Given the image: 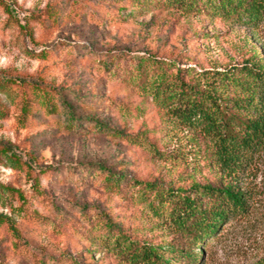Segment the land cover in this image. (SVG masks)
Wrapping results in <instances>:
<instances>
[{"label": "rangeland", "instance_id": "1", "mask_svg": "<svg viewBox=\"0 0 264 264\" xmlns=\"http://www.w3.org/2000/svg\"><path fill=\"white\" fill-rule=\"evenodd\" d=\"M205 1L188 12L168 0H149L128 19L114 22L104 15L129 0H0V77L45 79L66 93L82 118L75 132L41 114L36 117L44 126L25 128L15 93L0 92L8 106L6 116L0 110V141L34 170L50 167L40 180L41 198L27 174L0 165L6 189L0 196V264H36L35 255L74 258L79 264H139L127 257V242L118 231L103 230L97 212L133 242L166 246L179 237L171 203L184 191L198 200L194 185L230 179L209 157L212 143L181 118L185 102L164 98L178 89L170 92L171 82L164 80L155 94L164 67L157 60L174 63L166 67L171 74L179 65L184 81L202 90L219 83L217 72L252 61L256 53L254 59L264 62V21L252 27L231 20L211 12ZM76 4L82 6L80 19L74 18ZM48 6L60 11L55 28L34 20ZM7 13L25 25L22 33L5 22ZM96 17L102 22H94ZM117 54L142 57V77L123 74V67L118 76L99 71L98 55ZM97 118L116 132L102 133L86 121ZM101 165L127 176L128 191L111 192L94 170ZM150 182H156L160 197L154 199L153 192L146 201L141 194ZM236 183L252 195L247 212L220 222L213 236L194 248L195 255L202 253L201 264H264V147ZM27 204L42 215L41 223L31 221ZM13 230L21 236L18 243Z\"/></svg>", "mask_w": 264, "mask_h": 264}, {"label": "trees", "instance_id": "2", "mask_svg": "<svg viewBox=\"0 0 264 264\" xmlns=\"http://www.w3.org/2000/svg\"><path fill=\"white\" fill-rule=\"evenodd\" d=\"M146 1L149 0H129L122 6L112 8L108 11L110 13L107 12L104 17L112 19L114 22L124 21L135 13V8L143 7ZM150 1L160 2L162 0ZM168 3L184 6L188 8V12H191L196 8L198 0H168ZM203 5H208L213 13H222L226 18L244 21L252 27L264 21V0H206ZM74 8V18L80 19L79 12L82 6L76 4ZM128 11V15L121 17L122 12ZM59 16L60 11L57 8L48 6L42 13L37 14L34 20H37V24L55 28ZM6 17L5 22L16 25L19 28V33L23 32L25 25H21L17 19H11L8 13ZM101 18L92 19L96 23H101ZM256 56L259 55L256 53L254 57L256 58ZM254 57H252V61L217 72L222 75L219 83L210 85V89L206 90L185 82L184 71L179 65L176 67L175 73L171 74L166 72V67L173 68L172 64L174 63H167L163 60L156 61L160 68L162 65L164 67L162 68L163 78L156 85L155 94H159L160 90L164 88L162 85L164 80L166 83L171 82L170 92H173L174 88L178 89L173 93H164V98L170 100L177 97L185 102V108L179 113L181 118L188 121L191 127L197 128L202 137L212 143L213 149H211L209 157L212 158V162H215L214 166L220 172L229 174L230 179L194 185L193 190L199 197L198 200L192 198L189 192L184 191L182 197L171 203L170 216L179 237L176 242L166 246L133 242L122 234V228L114 225L111 218L97 212L96 217L101 221L103 230L109 231L111 234L118 231V237L124 240L123 242H127V247L123 250L131 262L192 264V261L197 260L195 264H201L202 253L195 255L194 248H200L206 237L213 236L211 234L220 222L225 223L231 217L247 212L248 200L252 195L250 191L243 193L238 189L237 176L246 171L254 162L256 154L264 147V62L254 59ZM135 60L122 54L105 57L98 55L96 57V63L101 66L98 67L99 71L102 69L110 76H118L123 67L126 70V72L123 71V74L135 73L142 77V57H137ZM8 89L15 93L14 104L16 107H20L18 120L25 128L36 129L46 124L39 116L36 117L37 114H41L42 118L54 122L55 125L61 124L69 132H75L79 128L82 118L76 112L77 105L68 99L63 90L45 83V79L37 82L27 81L24 78L15 80L0 77V92L5 93ZM0 110L1 114L6 116L8 106L3 104L1 99ZM86 121L89 122V126L102 133L116 132L98 118ZM0 165L18 167L32 181L37 197L45 198L42 196L39 186L40 180L50 173L48 171L50 167L34 170L31 165L13 154L2 141H0ZM94 170L99 172V176L103 178L111 192L122 194L124 189L128 191L130 181L127 176L114 173L102 165ZM144 185L146 189L141 194L144 200L148 201L153 192L155 193L154 199L160 197L156 182ZM3 190L6 189L2 188L0 184V196ZM19 196L24 198L21 194ZM166 198L171 199V193ZM29 207L27 204L24 210L28 213L31 221L34 224L41 223L42 215L35 209L30 210ZM87 218L91 217L87 215ZM11 238L15 243H18L21 236L16 230H13ZM34 260L36 264H79L74 258L67 261L61 257L45 259L35 255Z\"/></svg>", "mask_w": 264, "mask_h": 264}]
</instances>
